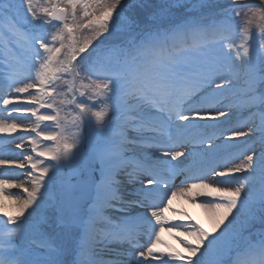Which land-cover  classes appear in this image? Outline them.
Instances as JSON below:
<instances>
[{
	"label": "snow or ice",
	"instance_id": "snow-or-ice-1",
	"mask_svg": "<svg viewBox=\"0 0 264 264\" xmlns=\"http://www.w3.org/2000/svg\"><path fill=\"white\" fill-rule=\"evenodd\" d=\"M0 264H264V0H0Z\"/></svg>",
	"mask_w": 264,
	"mask_h": 264
},
{
	"label": "rangeland",
	"instance_id": "rangeland-1",
	"mask_svg": "<svg viewBox=\"0 0 264 264\" xmlns=\"http://www.w3.org/2000/svg\"><path fill=\"white\" fill-rule=\"evenodd\" d=\"M18 190L16 189H13V192H16ZM184 207L186 208V210L189 212V214L193 217V219L197 220L199 223H201L205 228L209 229V231L211 230V225L209 223V219H208V216L206 215L205 213V210L204 209H200L201 213H202V221L199 220V218H196L193 214V211H194V207L191 205V204H185ZM164 237L165 239H167L169 242H171L172 244L175 245L176 248H178L180 251H184V248L179 244V242H177L176 240H174L172 238V234L169 233V232H165L164 233Z\"/></svg>",
	"mask_w": 264,
	"mask_h": 264
},
{
	"label": "bare ground",
	"instance_id": "bare-ground-1",
	"mask_svg": "<svg viewBox=\"0 0 264 264\" xmlns=\"http://www.w3.org/2000/svg\"><path fill=\"white\" fill-rule=\"evenodd\" d=\"M193 214L196 218H199V220L202 221L203 216H202V213L198 207H194Z\"/></svg>",
	"mask_w": 264,
	"mask_h": 264
}]
</instances>
